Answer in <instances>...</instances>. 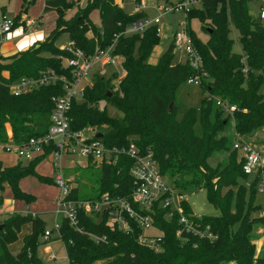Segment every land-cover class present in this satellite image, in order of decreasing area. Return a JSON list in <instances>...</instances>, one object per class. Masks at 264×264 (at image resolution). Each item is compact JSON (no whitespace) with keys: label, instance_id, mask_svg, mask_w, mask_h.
<instances>
[{"label":"trees","instance_id":"trees-1","mask_svg":"<svg viewBox=\"0 0 264 264\" xmlns=\"http://www.w3.org/2000/svg\"><path fill=\"white\" fill-rule=\"evenodd\" d=\"M250 2L200 0L190 8L186 19L202 59L198 71L188 61L173 62L174 52L168 50L156 63L149 62L150 54L160 43L158 25L129 32L132 25L145 18V12L126 13L115 0H89L86 7L73 0H45L44 10L57 13L49 35L26 50L0 55V145L21 144L47 132L54 108L52 98L64 93L63 83L43 84L19 94L13 93L10 86L24 77L37 78L46 70L71 79L72 67L64 63L75 55L56 44L60 35L67 34L73 48L82 50L87 57L97 48L112 47L111 53L120 60L122 72H112L109 77L94 74L81 96L72 101L67 113L70 130L90 129L95 132L93 139L109 149L134 144L141 153L151 152L160 172L179 192L204 190L209 203L218 209L217 215L195 218L202 228L208 227L214 234L215 239L210 240L191 232L177 236L181 227L177 215L167 218L166 210L155 206L154 225L161 233L158 251L138 242L143 229L134 219L128 218L130 230L126 232L106 211L92 215L81 211L77 226L67 219L60 221V238L70 264H264V256L256 254L253 233L256 225H264V215L259 214L261 205L256 202L259 177L246 184L250 176L243 172L242 159L232 148L233 139L226 134L232 122L234 132L248 140L264 128V20L250 13ZM75 6L74 14L68 16ZM94 10L99 12L100 25L91 19ZM19 17L13 19L12 29L20 25ZM192 19L200 20L207 34L205 40L191 29ZM233 29L238 32L241 52L233 50ZM195 74L201 77L203 97L198 106L186 108L180 116L178 90ZM214 97L236 105L238 110L225 114ZM107 104L122 115H109ZM96 133L103 135L97 137ZM52 150L50 146L44 154L26 163L19 160L12 166L0 161V207L6 187L15 199L26 204L33 200V195L19 187L20 180L28 175L55 182L36 172L38 163ZM221 151L228 153L226 163L212 166L208 159ZM132 163L125 154L118 155L114 162H91L83 168L81 177L93 187L80 192L73 186L69 197L96 200L107 194L129 200L133 190L129 173ZM183 206L187 214L192 212L189 202ZM27 223H31L32 230L23 238L22 256L18 258V253H12L8 246L17 241ZM1 225L0 264H40L36 249L39 234L44 235L46 230L45 222L37 214L11 213Z\"/></svg>","mask_w":264,"mask_h":264},{"label":"built area","instance_id":"built-area-1","mask_svg":"<svg viewBox=\"0 0 264 264\" xmlns=\"http://www.w3.org/2000/svg\"><path fill=\"white\" fill-rule=\"evenodd\" d=\"M83 0H73L75 4H79ZM223 1V0H220ZM258 17L264 20V0H261ZM200 0H178L171 7L160 6L162 11H181L187 14L191 7L198 5ZM146 8L143 2L136 5V11H142ZM162 15L153 19L143 18L132 25L129 32H142L147 26L159 24ZM186 18V16H185ZM13 19L9 20L4 14L0 15V35L3 39L4 35L12 31ZM27 28H35L36 20H25ZM159 32V28H158ZM174 50H180L185 61H188L195 71H198L202 64L201 56L196 49L187 19L181 23V28L173 37ZM75 55L74 58L65 59V65L72 67V77L69 79L65 75H57L53 70H46L37 78H21L18 82L13 83L10 88L13 93L19 94L30 91L35 87L43 84L62 82L64 93L52 98L54 108L51 114V124L47 132L39 137H32L28 141L21 144L10 143L3 146L6 150H13L19 157L26 160L44 154L45 148L53 146V150L49 153L53 157L54 181L59 188V194L56 199L55 214L58 219L54 222L52 230H45L44 238L50 239L54 230L60 237V221L67 219L72 226H77L79 212L92 215L95 213L107 212L111 220L117 222L123 231L130 230L128 218L134 219L143 229V233L139 235L138 242L152 250H160L161 233L154 225L156 210L155 206H159L166 210V217L173 218L177 215L178 222L181 227L177 231V236H181L184 232H191L200 237L214 240V234L208 230V227L202 228L201 224L195 218H200L201 213L197 207H192V212H185L183 203L187 201V194L179 192L160 172L157 161L151 152L141 153L140 150L131 144L128 148H107L100 140L84 136L85 131L93 132L90 129L81 131H71L69 128L68 111L72 101L79 98L84 88V81L87 80L89 71L97 64L112 65L119 72L120 62L117 57L113 56L112 47L97 48L95 53L87 57L80 49L73 48L72 42L64 47ZM247 71V68H244ZM187 84L200 86L201 77L199 74L191 76L187 80ZM215 103L225 114H232L238 110L236 105L229 104L218 97H214ZM232 148L236 150L242 159V170L250 176V180L246 182L250 185L251 179L259 177L258 193H264V149L260 148L256 143L245 139L235 133L232 142ZM125 154L132 160L130 168V176L133 180V190L130 199L126 198H110L107 194L101 196L100 199L77 200L69 197L72 186L70 180L66 177L64 169L68 163H72V167H86L91 162L98 165L103 162H114L118 155ZM78 158L83 159L80 161ZM76 159V160H75ZM35 215V214H32ZM264 215V212L261 213ZM79 229V228H78ZM148 229L159 231L157 234H147Z\"/></svg>","mask_w":264,"mask_h":264},{"label":"rangeland","instance_id":"rangeland-1","mask_svg":"<svg viewBox=\"0 0 264 264\" xmlns=\"http://www.w3.org/2000/svg\"><path fill=\"white\" fill-rule=\"evenodd\" d=\"M143 2L146 6L144 12L150 17L149 19H153L157 17L162 11L160 10V6L171 7L174 3H177L178 0H170L169 2H165L163 0H121L123 10L126 13H133L136 10V5L138 2ZM36 3L40 4L39 0L37 2L32 3L34 9H38L36 7ZM89 3V0H83L80 3L81 7H86ZM262 4L261 0H251L250 7L253 14L257 17L260 6ZM25 6V0H0V14L1 9L3 8L4 15L7 19L12 20L17 15L21 14V10ZM39 14H42L43 20V29L46 32H50L55 27V21L57 18V13L54 10L43 11L42 5H40ZM77 6L73 7L68 11L67 15L70 16L74 14ZM34 15V14H33ZM32 15V16H33ZM186 14L181 11H163V16L158 24L159 35H160V43L153 49L150 54L148 61L151 63H156L160 57V55L169 49L170 45L173 44V33L178 31L181 28V23H183L186 18ZM91 19L96 25L101 24V18L98 10H94L91 13ZM191 29L196 33L198 37L205 40L207 38V34L202 29L201 22L199 19H192L190 22ZM8 34V33H7ZM88 35H92L91 32ZM232 38H234V46L233 50L236 52H241V45L238 41V32L233 29L231 33ZM69 41L67 34H62L56 40V44L58 46L66 45ZM17 40H13L12 43L16 44ZM173 62H184L185 57L181 53L180 50H174ZM119 60V59H118ZM120 62V60H119ZM121 72L122 68L120 66ZM112 72H119L116 67L112 65H102L101 63L95 64L91 70L89 71L87 80L84 81V86L89 84L93 80V76L96 73L103 75L105 77H109ZM114 82H117L115 80ZM261 92L264 94V86L261 88ZM203 97V93L201 91L200 86H195L191 84L184 83L180 86L177 93V104L179 106L180 116L183 111L190 106H198L201 98ZM173 105V104H172ZM107 111L111 116H121L122 113L117 110L115 107L107 104ZM7 125V132H8ZM233 122L226 129V134L230 139H233ZM95 134V132L85 131L84 136L90 137ZM235 136V135H234ZM250 141L256 143L260 148L264 149V128L257 133L254 134L253 137L250 138ZM5 157V163L14 164L17 163L19 157L14 153L13 150L0 149V157ZM228 153L225 151L214 153L212 157L208 159L209 163L212 166L223 165L227 161ZM23 163H26L27 160L20 158ZM80 161L83 159L78 158ZM76 160V159H75ZM38 174L42 176H47L53 178V167H52V156L47 155L37 166ZM83 168L69 167L66 165L64 172L66 177L70 180V185L77 186L80 192H86L91 190L93 187L92 183L89 182L85 177H81V172ZM81 177V178H80ZM79 179V182L77 181ZM19 187L21 190H25L30 192L33 195V200H31L28 204L23 203L22 200L15 199L13 197V193L11 196L10 188L7 187L4 191L5 198L7 199L6 206L3 207L2 212L0 214V226L2 228L1 222L4 217L7 216V211L12 208V210L20 211L28 206L30 211L34 214L37 213L41 216V218L45 221V229L51 230L54 228V222L58 219L55 215L56 208V199L59 194V188L56 184L52 182H43L36 175H28L22 178L19 182ZM187 201L194 207L200 206L202 210L199 209L201 214L207 215H217L218 209L215 208L209 201L207 200L206 193L204 190H200L196 193L187 194ZM256 202L261 205V211L259 214L264 212V193H261L257 196ZM0 228V229H1ZM147 234H157L159 231L155 229H148L146 231ZM253 233L255 235L254 242L256 245V254L264 256V225H256L254 227ZM39 245L36 249V257L38 258L40 264H68L67 252L64 241L58 236L57 232L54 230L50 240L44 242V237L42 233L38 236ZM22 233L19 234V238L17 241L10 247V250H14L16 252H20L22 248ZM16 249V250H15ZM17 252V253H18ZM15 253V254H17ZM55 255L56 260L50 259L51 256ZM224 264H234L233 262H228Z\"/></svg>","mask_w":264,"mask_h":264},{"label":"crops","instance_id":"crops-1","mask_svg":"<svg viewBox=\"0 0 264 264\" xmlns=\"http://www.w3.org/2000/svg\"><path fill=\"white\" fill-rule=\"evenodd\" d=\"M37 2V0L35 1ZM33 2V3H35ZM40 4H37L36 3V7H38V9H34L33 8V4L32 3H28L25 1V6L23 7V10H21V14L19 15V21H20V25H18L16 28L12 29V31H10L8 34L4 35L3 39H1V44H0V55L2 56H10L14 53H16L17 51H21V50H26L28 49L30 46H32L33 44H35L36 42H39V41H43L48 35L49 33L53 30H51L49 33L46 32L45 29H43V20H42V14L40 13L39 14V10L41 9L40 8V5H42V8H43V11L44 10V7H45V0H39ZM115 2L123 8L122 6V2L121 0H115ZM160 8V7H159ZM145 10V9H144ZM144 10H142L144 12ZM1 14H4V11H3V8L1 9ZM46 12V11H45ZM136 12V10L134 11ZM252 12V11H251ZM0 14V15H1ZM34 14V15H33ZM253 14V12H252ZM33 15V16H32ZM146 15V14H145ZM162 15V13H160L158 16ZM18 16V15H17ZM163 16V15H162ZM145 18H150L148 17L147 15L145 16ZM27 19H32V20H36V25H35V28H27L26 25H25V20ZM177 31H175L173 33V36L172 38L174 37L175 33ZM17 40L16 44H13L12 41L13 40ZM69 42V41H68ZM67 42V44H68ZM66 44V45H67ZM66 45H62L61 47H64ZM4 75L6 77H8V73L7 72H4ZM9 129H8V135L11 136V128L10 126L8 125ZM233 130H234V124H233ZM235 132L233 133V137L235 138ZM233 138V140H234ZM0 149H4L3 148V145H0ZM48 155H51V154H48ZM52 156V155H51ZM18 157V156H17ZM21 160L20 158L18 159V161ZM0 161L3 162L4 165L6 166H12V164H7L5 163V157H0ZM17 161V162H18ZM22 161V160H21ZM28 161V160H27ZM23 162V161H22ZM40 163V162H39ZM38 163V164H39ZM16 163H14L13 165H15ZM38 166V165H37ZM37 166H36V172H38V169H37ZM68 166L71 168L72 167V163H68ZM52 167H53V157H52ZM76 167V166H75ZM80 167V166H78ZM82 168H85V167H82ZM53 175H54V167H53ZM54 178V176H53ZM55 184V182H54ZM7 188V187H6ZM5 188V189H6ZM11 191V189H10ZM28 194H31L30 192L28 191H25V190H22ZM32 195V194H31ZM11 196H12V191H11ZM58 197V196H57ZM7 199L5 198V195H4V203L3 205L0 207V214L2 212V209L4 206H6L7 204ZM23 203H25L23 201ZM26 204V203H25ZM198 207V206H196ZM200 207V206H199ZM198 209V208H197ZM200 210H202V208L200 207ZM7 216L11 213H21V214H34V212L32 213L29 209L28 206H25V208L23 210H20V211H15V210H12L9 209V211H7ZM55 212V211H54ZM37 214V213H35ZM40 218L41 216L39 214H37ZM56 215V214H55ZM6 216V217H7ZM5 218V217H4ZM3 218V219H4ZM42 219V218H41ZM43 220V219H42ZM44 221V220H43ZM45 222V221H44ZM53 229V228H52ZM51 229V230H52ZM32 230V225L31 223H27L25 225L22 226L21 228V231L18 233V238H19V234L22 233V245H23V238L28 235ZM47 230V229H46ZM44 237V235H43ZM46 239L44 238V241ZM15 243V242H14ZM14 243H11L9 244V248L12 247V245H14ZM16 250V249H15ZM12 253H17L19 250H17L16 252H14V250H10ZM21 254V252H18L17 256ZM50 259H53V260H56V256L53 255L51 256ZM67 259H68V256H67ZM68 264L69 263V259H68Z\"/></svg>","mask_w":264,"mask_h":264},{"label":"water","instance_id":"water-1","mask_svg":"<svg viewBox=\"0 0 264 264\" xmlns=\"http://www.w3.org/2000/svg\"><path fill=\"white\" fill-rule=\"evenodd\" d=\"M250 13L252 14V12H250ZM173 48H174V45L171 44L170 47H169V49H168V52H169V53H172V52H173ZM171 107H172V103H171L170 106H169V109H170V110H171ZM102 135H103L102 133H96V136H97V137H101ZM197 208H198V210L200 209L199 206H198ZM0 228H1V226H0ZM21 256H22V253L19 254L17 257L20 258Z\"/></svg>","mask_w":264,"mask_h":264}]
</instances>
